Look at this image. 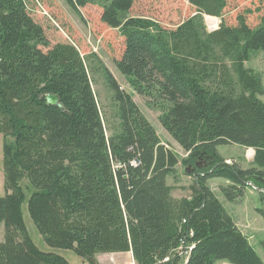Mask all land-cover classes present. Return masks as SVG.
<instances>
[{
  "label": "trees",
  "instance_id": "1",
  "mask_svg": "<svg viewBox=\"0 0 264 264\" xmlns=\"http://www.w3.org/2000/svg\"><path fill=\"white\" fill-rule=\"evenodd\" d=\"M66 1L78 12L101 8V20L122 38L118 69L160 109L187 155L162 141L94 50L85 54L73 40L51 45L28 0H0V264H72L29 234L24 179L34 187L28 210L46 243L72 248L90 264L116 251L131 252L138 264H264L208 184L222 176L230 180L221 186L228 200L248 185L264 198V84L245 63L264 50V11L256 25L246 13L229 23L227 0H189L195 12L168 28L132 14L136 0ZM205 14L222 18L219 28L208 30ZM93 60L112 92L110 111L93 86ZM50 91L65 109L47 103ZM228 143L255 149L249 167L225 160L218 146ZM178 163L194 167L188 196L176 197L167 181L178 178ZM258 210L264 217V206ZM182 238L195 243L186 262L174 251Z\"/></svg>",
  "mask_w": 264,
  "mask_h": 264
},
{
  "label": "rangeland",
  "instance_id": "2",
  "mask_svg": "<svg viewBox=\"0 0 264 264\" xmlns=\"http://www.w3.org/2000/svg\"><path fill=\"white\" fill-rule=\"evenodd\" d=\"M227 1L228 5L224 11V17L229 23L236 22L238 13H246L249 23L256 25L259 22L260 15L264 11V3L259 0ZM28 4L32 16L44 26L51 45L59 41L73 40L79 44L85 54L94 50L109 67L122 87L133 94L141 110L155 125L162 141L166 145L173 147L179 153L180 158L187 155L183 147L162 125L159 119L160 109L152 106L147 96L136 92L128 78L118 69L115 60L120 56L122 51V38L116 29L109 27L101 20V8L99 6L90 4L81 7V12H78L66 0H28ZM43 8L48 10L49 15L44 12L45 9ZM194 10L195 7L189 0H136L131 12L132 14L153 17L164 26L174 28L185 17L194 13ZM51 14L54 20L50 16ZM207 15H205L206 22ZM216 18L218 19V17ZM43 48L47 49L46 47ZM245 63L247 66L260 72L264 84V50H256ZM91 65H93V69L91 70L93 86L101 105L110 111L111 107L109 104L111 103L112 92L104 79L98 61L93 60ZM259 96L264 100V92ZM218 149L228 163L238 162L243 167H249L254 157V154H248L251 149L250 147L246 148L237 143L220 144ZM177 167L178 178L175 179L173 175H169L167 181L174 185L173 194L176 197L188 196L191 193L189 186L194 181L193 176L186 172L182 163H178ZM26 183L27 179H24L23 185L26 197L22 204V209L25 223L34 242L44 250H52L64 255L72 264H90L72 248L52 247L46 243L43 235L30 216L28 199L34 187L30 183L26 186ZM208 184L218 194L226 209L234 217L244 233L249 236L251 243L264 260V217L258 210L259 207L264 206V198L260 194V189L253 185H248L243 197L236 201H230L221 191V186L230 184V180L222 176H215L208 179ZM4 194L3 135L0 133V195ZM3 238L4 225L0 223V240ZM182 258L183 262H185L186 256L183 255ZM98 259L100 264H138L131 253L127 251L101 253L98 254ZM213 264L235 263L218 259Z\"/></svg>",
  "mask_w": 264,
  "mask_h": 264
},
{
  "label": "built area",
  "instance_id": "3",
  "mask_svg": "<svg viewBox=\"0 0 264 264\" xmlns=\"http://www.w3.org/2000/svg\"><path fill=\"white\" fill-rule=\"evenodd\" d=\"M43 9H45V8H43ZM44 12L49 15L48 10L45 9ZM216 17H218V16H216ZM206 19H207L206 24H207L208 30L213 31V30H216L217 28H219L220 22H221V18L220 17H218V20L216 22H214L213 20L209 21L207 16H206ZM252 154H254V150H252ZM189 234H192V230H191V232ZM189 234H187V237L189 236ZM194 244L195 243L193 241H188L187 238H185V239L182 238L181 241H180V244L175 248L174 251L176 253H179V255L181 257H183V255H185L186 256L185 262H186L187 261V257H189V255L191 253V250L194 247ZM167 259H169V256L165 257V260H167Z\"/></svg>",
  "mask_w": 264,
  "mask_h": 264
},
{
  "label": "water",
  "instance_id": "4",
  "mask_svg": "<svg viewBox=\"0 0 264 264\" xmlns=\"http://www.w3.org/2000/svg\"><path fill=\"white\" fill-rule=\"evenodd\" d=\"M45 98H46L47 103L54 104V105L59 106L62 109H65L64 103L61 101L60 96L57 93L50 91L46 94ZM253 150L255 153L254 148H253ZM192 169H193V167L191 165H189L186 168V172L190 173L192 171Z\"/></svg>",
  "mask_w": 264,
  "mask_h": 264
},
{
  "label": "bare ground",
  "instance_id": "5",
  "mask_svg": "<svg viewBox=\"0 0 264 264\" xmlns=\"http://www.w3.org/2000/svg\"><path fill=\"white\" fill-rule=\"evenodd\" d=\"M207 18L209 21L213 20L214 22H216L218 20L215 16H212V15H207ZM252 150H253V148L250 149V151L248 153L249 155H252Z\"/></svg>",
  "mask_w": 264,
  "mask_h": 264
},
{
  "label": "crops",
  "instance_id": "6",
  "mask_svg": "<svg viewBox=\"0 0 264 264\" xmlns=\"http://www.w3.org/2000/svg\"><path fill=\"white\" fill-rule=\"evenodd\" d=\"M113 253V252H112ZM129 253H131V252H129ZM131 255H132V253H131ZM133 256V255H132ZM117 263H120V262H117Z\"/></svg>",
  "mask_w": 264,
  "mask_h": 264
}]
</instances>
